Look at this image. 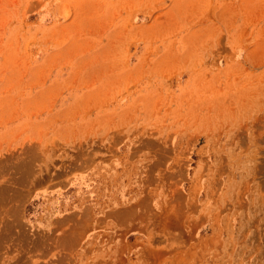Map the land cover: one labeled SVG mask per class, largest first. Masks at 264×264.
Segmentation results:
<instances>
[{
  "label": "rangeland",
  "instance_id": "1",
  "mask_svg": "<svg viewBox=\"0 0 264 264\" xmlns=\"http://www.w3.org/2000/svg\"><path fill=\"white\" fill-rule=\"evenodd\" d=\"M0 264H264V0H0Z\"/></svg>",
  "mask_w": 264,
  "mask_h": 264
}]
</instances>
